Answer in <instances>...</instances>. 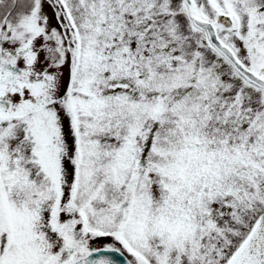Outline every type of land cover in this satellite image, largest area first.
Listing matches in <instances>:
<instances>
[{"label":"snow or ice","instance_id":"snow-or-ice-1","mask_svg":"<svg viewBox=\"0 0 264 264\" xmlns=\"http://www.w3.org/2000/svg\"><path fill=\"white\" fill-rule=\"evenodd\" d=\"M0 264H264V0H0Z\"/></svg>","mask_w":264,"mask_h":264}]
</instances>
